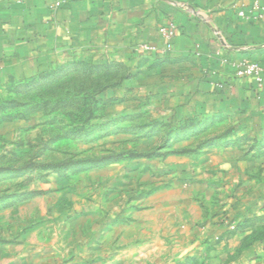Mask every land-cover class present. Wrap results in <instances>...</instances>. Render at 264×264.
Segmentation results:
<instances>
[{
    "label": "rangeland",
    "instance_id": "obj_1",
    "mask_svg": "<svg viewBox=\"0 0 264 264\" xmlns=\"http://www.w3.org/2000/svg\"><path fill=\"white\" fill-rule=\"evenodd\" d=\"M148 20L30 57L0 87V244L48 222L62 229L46 236L81 264H202L229 252L202 251L204 225L226 242H264V116L202 126V65L168 59L163 26ZM192 117L200 126L186 132ZM39 206L57 220L34 218ZM140 233L157 248L135 247Z\"/></svg>",
    "mask_w": 264,
    "mask_h": 264
},
{
    "label": "crops",
    "instance_id": "obj_2",
    "mask_svg": "<svg viewBox=\"0 0 264 264\" xmlns=\"http://www.w3.org/2000/svg\"><path fill=\"white\" fill-rule=\"evenodd\" d=\"M148 19L162 26L176 25L168 59L185 65L191 57L202 65V81L196 85L202 89V126L245 113L264 116V85L235 77L233 68L242 60L264 61L261 0H66L60 8L54 7L53 0H0V87L9 82L15 66L30 57L46 56L64 44L73 47L101 28L143 30L151 24ZM41 197L25 201L23 206L38 204ZM47 212L39 206L33 217L57 220L54 209ZM53 228L62 229L41 223L27 229L17 244H0V264H81L72 260L75 255L64 249L62 239L58 242L46 236ZM104 233L91 238L88 246L103 241ZM222 233L217 227H202V251H229L205 262L202 258V264H264V242L243 240L242 233L239 240L226 242ZM140 235L135 247L159 245L158 240L148 242Z\"/></svg>",
    "mask_w": 264,
    "mask_h": 264
},
{
    "label": "built area",
    "instance_id": "obj_3",
    "mask_svg": "<svg viewBox=\"0 0 264 264\" xmlns=\"http://www.w3.org/2000/svg\"><path fill=\"white\" fill-rule=\"evenodd\" d=\"M54 1V7L60 8L62 7L66 0H53ZM95 2L99 0H93ZM257 7V5L255 6ZM240 16L244 17L245 12H241ZM176 25L175 24H168L166 26H163L161 28V36L166 41V47L171 50L172 49V41L176 34ZM235 75L238 78L243 79H250L254 81L258 85L264 84V66L260 65L257 62L251 61V60H242L238 63H235L233 65ZM95 264V263H91Z\"/></svg>",
    "mask_w": 264,
    "mask_h": 264
},
{
    "label": "trees",
    "instance_id": "obj_4",
    "mask_svg": "<svg viewBox=\"0 0 264 264\" xmlns=\"http://www.w3.org/2000/svg\"><path fill=\"white\" fill-rule=\"evenodd\" d=\"M263 50L264 49H260V51H263ZM251 61L257 62L260 65L264 66V61H260V60H251ZM234 75H235V71H234ZM235 77H236V75H235ZM253 83H255V82L253 81ZM194 126H200V121L197 118H195V117L189 118V119L186 120V125L184 127V131L188 132L191 129V127H194ZM182 153L183 154H190L191 152L190 151H183ZM90 162L89 161H85V163H90ZM78 164L79 163H77V165ZM73 165H74V163H67V164H65V166L63 165L62 167L69 168V167H72Z\"/></svg>",
    "mask_w": 264,
    "mask_h": 264
}]
</instances>
